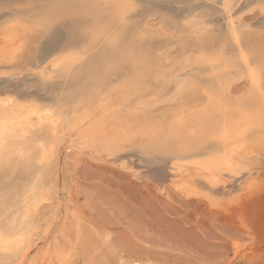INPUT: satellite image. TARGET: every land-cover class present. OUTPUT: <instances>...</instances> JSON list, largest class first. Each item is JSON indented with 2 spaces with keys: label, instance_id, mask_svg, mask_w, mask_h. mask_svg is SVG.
<instances>
[{
  "label": "rangeland",
  "instance_id": "rangeland-1",
  "mask_svg": "<svg viewBox=\"0 0 264 264\" xmlns=\"http://www.w3.org/2000/svg\"><path fill=\"white\" fill-rule=\"evenodd\" d=\"M262 2L0 0V47L9 45L4 33L24 36L13 54H0V95L80 119L47 165L19 158L0 166V220L15 212L14 196L37 167L49 206L60 204V231L37 230L38 259L57 244L67 261L86 264L78 234L85 230L88 254L104 264H264V154L249 196L245 170L219 172L212 184L188 165L222 145L213 136L222 116L243 114L260 98L236 57L239 48L259 50ZM57 4L70 7L52 9L57 19L41 27L33 6ZM67 52L72 59L50 65ZM179 83L193 94L178 92ZM88 124L95 127L87 133ZM177 179H188L192 194L173 189ZM48 203L36 213L40 224ZM50 252L42 261L63 264ZM12 263L0 252V264Z\"/></svg>",
  "mask_w": 264,
  "mask_h": 264
},
{
  "label": "bare ground",
  "instance_id": "bare-ground-1",
  "mask_svg": "<svg viewBox=\"0 0 264 264\" xmlns=\"http://www.w3.org/2000/svg\"><path fill=\"white\" fill-rule=\"evenodd\" d=\"M232 30L233 26L231 29V34ZM92 34L93 37H95V33L92 32ZM3 36L5 37V39L3 40L6 41L5 43H9V45L1 46L0 54H5L9 52H11L10 54H13V52L17 48V44L22 42L24 38V36L17 35L13 31H10L8 34L4 33ZM14 39L16 40V42H14ZM252 39L255 40L258 38ZM61 57H56L50 63V65L55 66L63 60L72 59V53L67 52L66 56ZM181 64L178 68H181ZM245 67L248 72V66L245 65ZM247 77L249 78L248 75ZM249 81H251L252 86L258 89L260 95L258 77L255 84L251 79ZM186 83H179V86L177 85L178 89L182 88V91L184 89H190L189 92H192V85L189 86ZM0 116H3L5 118V120L7 121L6 128L11 132L9 143L4 149L3 156L0 157V166L8 164L11 165V168L14 162L19 158L35 159V161L40 167L47 165L60 150L65 137L70 135L73 130L78 128L77 126L80 122V119H78L77 116L73 115L71 117H68L67 115L62 114L60 110L37 107L32 103L22 105V103L18 102L14 96L9 94L0 95ZM176 120L177 119H175V122ZM219 120V123L214 126L213 136H215L217 139H220V141H222V145L220 147H216L208 151L207 153H204L203 155H192L191 158L188 159V165H190V168L193 169V172L194 170L197 171V176L204 177V179L206 178L207 181L212 184L216 183V181L219 180V172L224 171L228 174H237L239 171L245 170L247 173H245L247 177L245 179V182L241 183L242 186L244 183L243 190H246L247 193H250L248 194L249 196L253 192V189H256L259 184L258 180L260 177L261 169L258 168L259 166L257 167L256 165L257 156L264 154V105L261 104V100L259 98V100L255 102L251 109L246 110L243 114L236 116H222ZM95 123L97 124V122ZM93 127H95L93 124H88L85 128V132L88 133L91 129H93ZM91 133L89 134L91 135ZM80 152L82 153V151H79V153ZM76 155H78V153ZM236 169L239 171H236ZM34 174H36L37 177L34 178L23 189L22 192H19L16 195L14 194L15 198H19L18 207L16 208L15 212L12 213L10 216H7L6 220H0V232L4 233V240L2 243H0V252H4L13 256L12 264L50 263V260L42 261L46 258L45 256L48 255V253L50 252L47 248L45 250L40 251L44 255V258L42 260V257H40V259L37 258L38 243L35 241V236H37V234L40 232L41 235L44 234L47 236L49 234H53L54 236L60 231V224L55 223V215L59 210L60 204H57L55 208L49 206L48 202L51 199V195L49 196L50 191L44 187L45 185H43L42 170L37 167L35 168ZM171 184L174 186L173 189H175L178 193L182 195H188L194 189L188 179L173 180ZM15 191L17 190L14 189V192ZM246 191L244 192L246 193ZM45 202L48 203L47 206L48 208L50 207L51 213H49L47 217L48 219L42 216V224H40L39 220L36 219V213H38V210L40 209L41 205ZM79 220L80 219L78 218V216L75 215L74 227L75 225H79ZM21 229H23V231H21ZM38 229H40V232L37 233ZM84 231L85 230H79L78 234L82 239L80 243L81 254L86 264H104L103 262H101V260H95L88 254V249L90 248L91 241L87 238V235L85 234L86 231ZM10 233L22 235L24 238L23 244L18 247L17 243L12 240V236L10 235ZM45 239H47V237ZM43 244L44 243H42V245ZM50 253L53 254V256L56 257L59 262L61 261V263L63 264H73L70 263V261L66 260V252L63 251L59 246H57V244L53 245V248ZM68 255L69 254H67V256Z\"/></svg>",
  "mask_w": 264,
  "mask_h": 264
},
{
  "label": "snow or ice",
  "instance_id": "snow-or-ice-1",
  "mask_svg": "<svg viewBox=\"0 0 264 264\" xmlns=\"http://www.w3.org/2000/svg\"><path fill=\"white\" fill-rule=\"evenodd\" d=\"M37 11V20L41 27H47L57 19L52 14V9L55 8H63L70 7L68 5H34L33 6ZM226 10L230 9V5L225 4L223 6ZM259 7L264 10V2H262ZM232 37L237 42L240 43L241 37L236 33L235 28L232 30ZM236 59L238 61L242 60L245 65L248 66L247 75L255 84L257 77L260 80V100L261 104L264 105V35L261 37L259 50L255 48V46H249L247 49L241 48L239 54ZM255 65V67H253ZM178 92L182 91L181 89L177 90ZM7 121L3 116H0V157L3 156L4 149L6 145L9 143V139L11 137V132L6 128ZM7 133V135H6ZM127 145H124L126 147ZM255 189H253L254 191ZM261 190H264V184L261 185ZM250 194V193H249ZM23 231V229H21ZM12 236V240L17 243V246H21L23 244V236L18 235L16 233H10ZM4 240V233L0 232V243ZM12 242V241H9Z\"/></svg>",
  "mask_w": 264,
  "mask_h": 264
}]
</instances>
